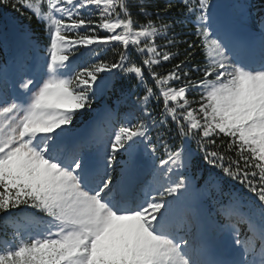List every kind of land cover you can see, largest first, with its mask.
Returning a JSON list of instances; mask_svg holds the SVG:
<instances>
[{
  "label": "snow or ice",
  "instance_id": "obj_1",
  "mask_svg": "<svg viewBox=\"0 0 264 264\" xmlns=\"http://www.w3.org/2000/svg\"><path fill=\"white\" fill-rule=\"evenodd\" d=\"M136 2L143 22L129 0H0L27 8L45 37L0 30L11 53L0 64V217L11 229L0 264H264V17L254 30L243 0H180L185 21L164 20L169 0L153 19ZM188 22L205 63L189 64L188 53L166 74L155 71L179 55L168 49ZM116 45V60L99 58ZM117 71L143 94L94 107ZM169 119L181 143L153 142L152 128ZM191 140L212 166L206 175L191 173ZM226 178L242 187H225Z\"/></svg>",
  "mask_w": 264,
  "mask_h": 264
},
{
  "label": "trees",
  "instance_id": "obj_2",
  "mask_svg": "<svg viewBox=\"0 0 264 264\" xmlns=\"http://www.w3.org/2000/svg\"><path fill=\"white\" fill-rule=\"evenodd\" d=\"M169 0H145V7L148 9V11L153 13V19H155V12L158 9H162L166 3H168ZM214 2H217L221 5H228L234 2V0H214ZM244 3L249 5V12L250 16L248 18V25L252 29H257L259 27V21L261 17H264V0H243ZM172 8L168 12L167 16L164 17V20H179V21H185V16L183 14L184 9L182 4L180 3V0H171ZM17 7H20L17 5ZM129 7L133 13L134 18L140 20L141 22L144 21L145 17L142 15H139L138 12V4L136 0H129ZM31 16V19L28 17ZM12 25H16L21 28L29 29L32 32V35L34 38H39L41 41L45 39L44 32H43V25L40 24L36 17L27 9V8H20L19 11L13 9L11 6V3L9 4H3L0 3V30H5L7 28H10ZM99 31V30H98ZM175 31L179 34L177 36V40L181 41L178 43L175 48L168 49L169 51L178 50L179 55L176 56L173 60L170 62H164L160 66L154 68L155 71L159 72L160 74H166L168 71L171 70L172 66L176 64L180 60H184L186 56H188V53H192V55L189 57V64H199L203 65L205 63V56L201 48L199 47L200 41L197 39V37L194 35V26L188 22V23H180L177 24L175 27ZM106 33L103 31H100V35H105ZM186 41V42H185ZM157 43H163V40L158 39ZM188 43H192L196 45L194 48H189ZM120 46L116 45L113 47H107V48H101L99 49L100 59L104 60H110L114 61L118 58V54L120 51ZM130 53L132 55V58L135 60H139L140 57L136 55L135 52H133L130 49ZM10 51H6L3 47H0V64H2L6 59L10 56ZM94 62V61H91ZM147 75V73H145ZM201 76L200 73H193L192 78H199ZM149 84L152 83V81L149 79ZM136 84V78L134 76L124 78L120 75V73L117 71L116 77L114 79V85L112 90L107 93L103 98H101L94 107H99L101 104H103L105 101L108 102L110 106L115 107L116 100L121 96V93H125L128 95V104L131 105L133 101L136 100V97L138 95H142V90H133V85ZM17 87L19 86V82L16 81ZM2 86V85H0ZM172 86L178 87L179 84H174ZM189 99L197 98L198 99V92L197 91H191L188 94ZM161 104L156 103L155 100H153L149 104V108L152 110V115L159 119L160 117V111H161ZM126 108L124 106H121L120 108V115L122 116ZM139 115V113H138ZM145 118V117H141ZM149 119L150 118H145ZM85 126L81 121H77L75 124V127L80 130L82 127ZM176 128L175 124L172 123V121L169 119L168 123L164 127L156 126L152 128L151 131V137L153 139V142H157L158 137H163L168 141L170 144H180L181 138L177 136L176 134ZM224 142L226 144L227 138H224ZM188 146L193 150L195 153L193 157V167L191 169V173L195 174L199 171H203V173L206 175L207 170L209 168H212L211 165H208L203 160V152H201L197 148V144L195 140L187 141L186 142ZM216 144H221V139H216ZM210 150H214L212 145H209ZM220 151H224V148L221 147L219 149ZM163 149L160 150L157 154L160 155L162 153ZM228 156L235 157V152H229L227 153ZM227 163V160L225 161ZM214 172H216L219 175H223V173L218 168L212 169ZM187 174V173H186ZM176 178V177H174ZM200 184H203V180L199 181ZM228 184H234L236 187H242L239 185L238 182L232 181L228 178H226V184L225 187H227ZM249 195H251L249 193ZM197 199H203V197H198ZM211 201H205L201 207L200 211L203 216H207L213 209L210 207ZM34 210L32 209H25L21 208L20 212H32ZM12 214L16 215L17 210H12ZM37 215H43L40 213H37ZM6 232H11V229H6L3 224V217H0V238H3Z\"/></svg>",
  "mask_w": 264,
  "mask_h": 264
},
{
  "label": "rangeland",
  "instance_id": "obj_3",
  "mask_svg": "<svg viewBox=\"0 0 264 264\" xmlns=\"http://www.w3.org/2000/svg\"><path fill=\"white\" fill-rule=\"evenodd\" d=\"M17 87V86H16Z\"/></svg>",
  "mask_w": 264,
  "mask_h": 264
}]
</instances>
